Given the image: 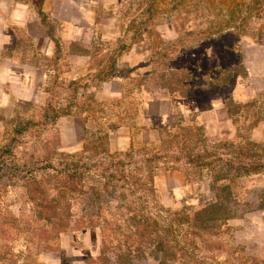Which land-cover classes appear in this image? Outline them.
Instances as JSON below:
<instances>
[{"label":"rangeland","instance_id":"obj_1","mask_svg":"<svg viewBox=\"0 0 264 264\" xmlns=\"http://www.w3.org/2000/svg\"><path fill=\"white\" fill-rule=\"evenodd\" d=\"M149 5L150 11H147ZM121 11L129 22L120 24L123 27L119 39L123 40L115 46H128L127 33L138 36L143 29H149L148 40L143 43L136 40L138 50L152 48L149 63L141 62V55L118 56L117 73L129 86L117 102L97 104L92 92L85 88L77 90L58 82L52 88L48 107L54 113L72 108L91 114L96 122L93 126L104 130L120 119L126 120L127 114L120 116V113L133 112L136 99L130 95L132 87L134 94L142 92L146 101L150 98L171 101V116L165 123L160 143L136 144L119 151L130 150L132 154L119 157L126 164L125 171L113 169L109 184L114 182L120 186L125 204L113 197L107 203L95 204L94 210L100 213L97 215L108 223L107 243L99 258L106 264H124L127 260L129 264H264V226L256 230L255 222L260 219L254 212L241 215L248 210L246 202L256 201L259 195L250 189L252 183L238 179L236 174L231 181L221 178L217 182L220 191L212 188L211 181L221 170L216 158L229 156L221 148L217 149L218 146L211 149L209 139L212 138L211 114L225 103L243 135H246L243 126L248 115L252 112L264 115V89L257 73L258 63L264 69V0H127ZM225 20H230V26L235 28L212 35L210 32L214 30L210 29L222 26ZM95 59L98 62L105 57ZM190 92L201 108L184 117L179 102L183 100L181 96ZM149 111L153 109L150 107ZM44 112L45 108L23 104L0 105V262L38 264L37 258H59L57 238L60 240L64 231L54 232L44 218L38 217L39 212L48 214L50 209L43 210L29 197L21 177L22 167L56 162L64 157L75 160L70 156L79 150L69 151L62 146L63 138L59 139L54 123L43 122ZM128 115L127 122L140 125L138 115ZM25 123L32 124L16 147L11 153L3 152L14 131ZM226 123L224 119L217 128ZM178 124L181 129L193 126L191 136ZM205 132L209 138L203 135ZM189 147H197L198 151L193 150V165L186 170L192 181L188 191L177 194L164 189L161 192L154 184V192H149L142 187L146 171L140 164L146 153L148 156L160 154L162 164H158L155 174L157 171L162 174L166 169L184 170L182 167L189 161L183 148ZM93 158L84 160L89 163ZM209 162H213V167L206 166ZM200 164L202 167L198 168ZM28 176L42 184L36 196H56L40 172ZM109 184H106L107 192L111 190ZM85 185H91L88 178ZM79 195L65 194L59 208L68 210L73 218L81 216L84 208L92 209L88 202L79 201ZM231 214L234 217L225 218ZM133 216L139 222L130 220ZM75 225L69 226L78 232L85 231L74 228Z\"/></svg>","mask_w":264,"mask_h":264},{"label":"crops","instance_id":"obj_2","mask_svg":"<svg viewBox=\"0 0 264 264\" xmlns=\"http://www.w3.org/2000/svg\"><path fill=\"white\" fill-rule=\"evenodd\" d=\"M126 3L127 0H0V105L23 104L44 109L51 100L52 88L58 82L74 86L77 90L85 88L92 92L97 104L117 102L129 86L117 73L118 56L141 55V62L149 63L153 52L150 46L140 51L136 45V40L142 43L148 40L149 29H143L138 36L134 32L127 33L126 37H130L128 46H115L123 40L119 39L123 27L120 24L129 22L121 11ZM97 56L105 59L97 62ZM258 65L257 73L264 89V69ZM192 92L181 96L183 100L179 102L184 117L199 112L201 108L190 95ZM130 95L136 99L133 112L125 111L120 116L127 114V120L128 114H135L141 118V123L120 119L115 127L108 126L109 151H124L136 144L151 146L160 143L165 123L171 116L169 99L150 98L152 100L146 101L142 92L134 94L133 87ZM150 107L153 112L149 111ZM73 110L70 108L54 122L59 139L63 138L62 146L69 151L82 148L85 130L93 129L95 122L93 115ZM179 115L182 116L181 113ZM248 117L247 124L243 126L246 136L264 143V115L252 112ZM224 119L227 120L226 125L217 128ZM209 120L210 135L217 141L233 139L241 133L235 115L226 103L220 110L216 109ZM190 123L192 125V121ZM163 171L162 174L157 171L154 176L155 188L161 192L164 189L177 191V194L188 191L192 181L181 169ZM247 180L252 186L263 187L264 173L253 174ZM246 212L243 211L242 215ZM254 213L260 219L255 222L259 231V227L264 226V209ZM82 229L85 231L71 229L62 232L61 239L57 238L59 258H37L38 264H106L103 258H99L102 252L101 229ZM0 264L23 263L1 261Z\"/></svg>","mask_w":264,"mask_h":264},{"label":"trees","instance_id":"obj_3","mask_svg":"<svg viewBox=\"0 0 264 264\" xmlns=\"http://www.w3.org/2000/svg\"><path fill=\"white\" fill-rule=\"evenodd\" d=\"M150 7L151 5L148 6L147 11H150ZM222 24H223L222 26H219L217 28L212 27L214 29H210V30H214V31H211L210 33H212V35L221 34L224 31V29L227 32L229 28H235V26H230L231 24L230 20L222 21ZM158 57H160V55ZM49 106H50V102L47 104L45 108V112L43 113V122L46 124L48 123V121L54 123V121L57 119L59 115L68 113L67 109L54 113L53 112L54 109H48ZM31 124L32 123H25L20 125V127L14 131L13 138L8 144V147H6V149L3 152L11 153L12 148L16 147V144L17 142H19L20 137H23L25 135L26 130L29 128ZM177 126L180 129L182 128L180 124H178ZM110 127H115V124H111ZM107 129L108 128L104 130L103 129L100 130V129H96L94 126L93 129L91 128L85 130V140L82 148L76 154L70 156V157H75V160L68 161V157L66 159H64L65 158L64 157L63 159H60L56 162H48L47 164H43V165H38V164L36 165L34 164L32 166L23 165L22 167L23 175L21 176L26 183V188L29 190V195H30L29 197L32 200L37 201V206L42 207L43 210L50 209V212L48 211V214L47 212H45V214L43 212H39L38 215L39 218H44L45 222L51 225L52 230L58 233L71 229L72 226H69L71 223L76 224L75 226H73L76 229H80L83 227H99L102 233V252L103 249H105L107 243L106 240L107 234L105 228H106V224L108 223L106 220L101 219V217L97 215L100 213H98L97 210L95 211L94 207L98 201H102L105 203L109 202L111 197L125 204L124 198L121 197L122 194H121L120 186H118V184L114 182H111L109 184L110 182L109 178L112 179L111 176L113 175V169L117 168L119 169L118 171L121 172L125 171L124 166L126 164H124L123 160L120 159L119 157H125L132 154L130 150L127 152L109 151L107 147L108 145ZM183 129L186 133H189L188 136H191L190 131L191 129L194 128L193 126H189ZM209 139L212 144L211 149H215L216 148L215 146H218L217 149L221 148L222 150L228 153L226 156H229L228 158H219V157L216 158L221 170L220 173L217 174L214 177V179H212L211 181L212 188H214L215 190L220 189L221 186L220 185L218 186L217 182L221 178L231 181L233 180L232 176H234L233 178H235V174H236V176H238V179L247 180V177H250L253 174L264 173V143L255 142L253 140H250L246 135L238 134V133L237 135H235L233 139H229V140L217 141L213 138H209ZM156 149L157 148H155V150ZM193 150L198 151L197 147L192 149L191 147H189L186 148V150H184L183 148L185 157H187V160L189 161L186 162L182 167L184 169L182 171L187 179L188 177L186 174L187 173L186 170L191 168V166L193 165V162L191 160L194 157L192 156ZM197 153L198 152H196V154ZM145 155L146 156L143 157L140 164V166L144 168V170L146 171L145 172L146 180L145 183L142 184V187L146 188V190L149 192L152 191L154 192L153 182H154L155 170L157 169L158 164H162L159 161L161 156L160 154L155 156L153 155L148 156L150 155L148 153H146ZM91 157H94L93 160H90L89 163L85 162L84 159H90ZM178 158L179 156L177 157V160ZM212 165L213 162H209L206 166L213 167ZM137 166L138 163H136V167ZM201 167L202 165L200 164L198 168ZM109 170L111 171L109 172ZM39 172L41 173L47 185L52 186V188L56 191V196H51L50 198L48 197L44 198V195L43 197L36 196V194L39 192L38 188L42 184L40 182L38 183L34 177H29L28 174L32 175L34 173H39ZM85 178H88V182L89 181L91 182V185L89 187L85 185ZM104 180L106 181L102 182ZM106 184L111 185L109 186L111 190H108V192L106 191L107 188ZM250 189L256 191L259 196H257L256 201L249 200L248 202H246L245 206L247 207L248 210L245 211L254 212L264 207V186L259 187L253 184V186H251ZM67 193H71V194L74 193L77 195L80 194L79 201L81 200V202L82 201L88 202L90 204L89 206L92 207V209L84 208L81 216H75V218H73L74 215H71L70 212H68V210L62 211V209L59 207L63 203V200H65L64 195ZM96 216H98L97 219H100L99 221L96 220ZM229 216L234 217V215L231 214L225 216V218H228ZM130 220H135L139 222V220L136 219L135 216H133ZM100 221L102 223H99ZM142 221H144L143 218ZM136 225L139 224L137 223ZM136 229H138V226H136ZM124 264H129V261L127 260L126 262H124Z\"/></svg>","mask_w":264,"mask_h":264}]
</instances>
